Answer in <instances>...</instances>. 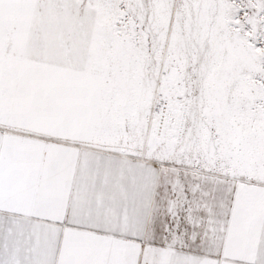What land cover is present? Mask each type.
I'll use <instances>...</instances> for the list:
<instances>
[{"label": "snow or ice", "instance_id": "6c2138e0", "mask_svg": "<svg viewBox=\"0 0 264 264\" xmlns=\"http://www.w3.org/2000/svg\"><path fill=\"white\" fill-rule=\"evenodd\" d=\"M0 264H264V0H0Z\"/></svg>", "mask_w": 264, "mask_h": 264}]
</instances>
